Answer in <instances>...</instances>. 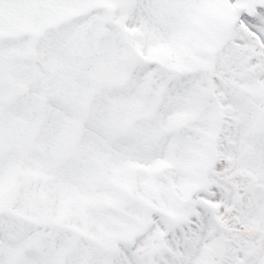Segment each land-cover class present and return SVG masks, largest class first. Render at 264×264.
<instances>
[{
    "label": "snow or ice",
    "instance_id": "6c2138e0",
    "mask_svg": "<svg viewBox=\"0 0 264 264\" xmlns=\"http://www.w3.org/2000/svg\"><path fill=\"white\" fill-rule=\"evenodd\" d=\"M0 264H264V0H0Z\"/></svg>",
    "mask_w": 264,
    "mask_h": 264
}]
</instances>
